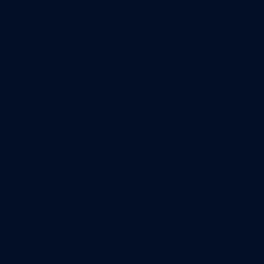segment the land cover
Segmentation results:
<instances>
[{
    "label": "water",
    "instance_id": "1",
    "mask_svg": "<svg viewBox=\"0 0 264 264\" xmlns=\"http://www.w3.org/2000/svg\"><path fill=\"white\" fill-rule=\"evenodd\" d=\"M0 264H264V0H0Z\"/></svg>",
    "mask_w": 264,
    "mask_h": 264
}]
</instances>
